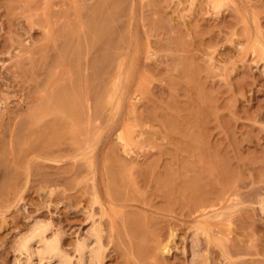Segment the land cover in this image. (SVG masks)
<instances>
[{
    "label": "rangeland",
    "instance_id": "obj_1",
    "mask_svg": "<svg viewBox=\"0 0 264 264\" xmlns=\"http://www.w3.org/2000/svg\"><path fill=\"white\" fill-rule=\"evenodd\" d=\"M35 230L264 264V0H0V264Z\"/></svg>",
    "mask_w": 264,
    "mask_h": 264
},
{
    "label": "bare ground",
    "instance_id": "obj_2",
    "mask_svg": "<svg viewBox=\"0 0 264 264\" xmlns=\"http://www.w3.org/2000/svg\"><path fill=\"white\" fill-rule=\"evenodd\" d=\"M114 3H116L115 1H114ZM113 3L111 2V5H112ZM102 6V5H101ZM112 6H114V5H112ZM100 8V7H99ZM99 8H98V10H97V12H100L101 11V13L103 12V11H105L104 9H106V6L105 5H103L101 8H100V11H99ZM103 8V9H102ZM103 10V11H102ZM115 14V13H114ZM116 15V14H115ZM114 15V16H115ZM108 16V15H107ZM109 17V16H108ZM111 17V16H110ZM113 17V16H112ZM101 20V19H100ZM110 20V19H109ZM108 19H107V21H109ZM102 22H104L103 20H101ZM100 21V22H101ZM106 21V20H105ZM99 22V23H100ZM96 23V22H95ZM107 23V22H106ZM105 22H104V24L102 25V26H97V28H94V27H91L92 29L94 28V31L95 32H99L98 33V35H100V39L102 38L101 37V34L103 33H105L104 35H105V37H104V35H103V38L104 39H101L102 41L104 40V41H106V39H107V36H109V33H106V32H112V31H110V29L112 28L110 25H109V23L107 24V26L105 25L106 24ZM111 23V22H110ZM92 24V23H91ZM97 24V23H96ZM101 24V23H100ZM73 25H75L74 23H73ZM105 25V26H104ZM96 27V26H95ZM100 27H102V28H99ZM109 27H111L110 29H109ZM104 28H106V29H104ZM100 30V31H99ZM106 30V31H105ZM112 30V29H111ZM102 32V33H101ZM101 33V34H100ZM111 34V33H110ZM98 37V36H97ZM109 38V37H108ZM99 39V38H98ZM99 39V40H100ZM108 40V39H107ZM110 40V39H109ZM97 42H99L98 40H96ZM102 41H100V42H102ZM112 41V40H111ZM107 42V41H106ZM68 43V42H67ZM99 44V43H98ZM107 44H109V42L107 43ZM113 44V43H112ZM105 69V68H104ZM197 72V71H196ZM195 77H196V75H195ZM195 85V84H194ZM69 95V94H68ZM61 96V95H60ZM56 97V96H55ZM57 97H59V95L57 96ZM69 97V96H68ZM70 98V97H69ZM59 99V98H58ZM76 100V99H75ZM55 101V100H54ZM69 101V100H68ZM77 101V100H76ZM62 104V103H61ZM73 104V103H72ZM71 104V105H72ZM55 105V104H54ZM58 105V104H57ZM53 106V105H52ZM65 106V105H64ZM63 106V108H65ZM77 107H78V105H77ZM80 107V106H79ZM49 109V108H48ZM59 110V109H58ZM66 110L67 111H70V108L69 109H67V107H66ZM77 110V109H76ZM66 112V111H65ZM73 112H74V110H73ZM62 114V113H61ZM65 114V113H64ZM66 115V114H65ZM74 115V114H73ZM71 117V116H70ZM60 118V117H59ZM80 118V117H79ZM67 119V118H66ZM68 120V122H69V119H67ZM64 122V121H63ZM64 124V123H63ZM66 124V123H65ZM60 125V124H59ZM54 127V126H53ZM52 127V128H53ZM69 127V126H68ZM67 127V128H68ZM52 128L51 129H49V130H52ZM55 128V127H54ZM58 128V127H57ZM62 128V127H61ZM47 129H48V127H47ZM72 129V128H71ZM54 130V129H53ZM64 130V129H63ZM55 131V130H54ZM53 131V132H54ZM47 132V131H46ZM64 132V131H63ZM58 133V132H57ZM56 133V134H57ZM66 133V132H65ZM44 134V133H43ZM47 135H48V133H46ZM51 134V133H50ZM49 134V135H50ZM55 135V134H54ZM62 135V134H61ZM66 135V134H65ZM44 136H45V134H44ZM52 136H53V134H52ZM52 136L50 135L49 137V139L48 140H50L51 138H52ZM48 137V136H47ZM54 137V136H53ZM55 137H56V135H55ZM62 137V136H61ZM54 139H57V138H54ZM46 140V139H45ZM54 141V140H53ZM62 141V140H61ZM55 142V141H54ZM196 142V141H195ZM57 144V143H56ZM56 146V145H55ZM121 177V176H120ZM114 179V178H113ZM124 179V178H123ZM118 180V178L116 179V181ZM119 185V184H118ZM186 185V184H185ZM196 185V184H195ZM186 189V188H185ZM194 190H195V188H194ZM117 191V190H116ZM186 192V191H185ZM113 193V192H112ZM117 194H119V193H117ZM170 195H172V193L170 194ZM183 196V195H182ZM182 196H181V198H182ZM170 197V196H169ZM140 217H141V215H140ZM138 218V217H137ZM142 218V217H141ZM133 220V219H132ZM144 220V219H143ZM143 220H142V222H143ZM137 222V221H136ZM154 222V221H153ZM131 223H133V221L131 222ZM138 223V222H137ZM137 223H135L134 222V225L135 224H137ZM143 224H144V222H143ZM133 225V226H134ZM132 226V225H131ZM143 229V228H142ZM40 230V229H39ZM36 231V230H35ZM42 231V230H41ZM38 231H36V233L34 234V232H33V234H32V236L30 237H27L26 239H24L23 241H21L22 243L20 244V248H19V250L22 252H20L21 254H26L27 255V257L25 258V260H22V263H20V264H71L72 262H71V259H69V257L68 256H66L62 251H61V248L59 247V241L58 240H49L46 236H45V231H42V232H38ZM93 234H94V232H93ZM93 234H91V238H89L88 240H84L83 242H79V245H78V248L76 249V252L78 251V253H79V255H80V260H78L79 261V264H84L85 263V260H86V258L87 257H89V261H90V264H101L102 263V260H103V256H104V246L102 245V243H101V240H100V237H98L99 236V234H97V232H95V235L94 236H92ZM146 234V233H145ZM96 235H98V236H96ZM48 236V235H47ZM136 238V237H135ZM150 238V237H149ZM90 241H92V242H90ZM166 248V247H165ZM165 248L163 249V252L165 251ZM138 250V249H137ZM153 251V250H152ZM155 251V250H154ZM141 252V251H140ZM138 253V252H137ZM150 253V252H149ZM25 255V256H26ZM79 259V258H78ZM138 260V259H137ZM146 260V259H145ZM21 262V261H20Z\"/></svg>",
    "mask_w": 264,
    "mask_h": 264
}]
</instances>
